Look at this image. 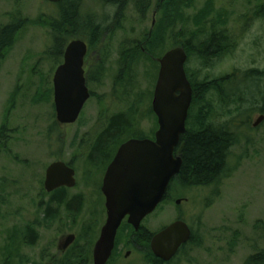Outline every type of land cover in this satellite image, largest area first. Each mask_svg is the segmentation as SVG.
Here are the masks:
<instances>
[{
  "label": "rangeland",
  "instance_id": "obj_1",
  "mask_svg": "<svg viewBox=\"0 0 264 264\" xmlns=\"http://www.w3.org/2000/svg\"><path fill=\"white\" fill-rule=\"evenodd\" d=\"M135 2L124 0L120 7L103 0H81L83 11L101 19L102 36L84 64L91 95L75 122L60 124L55 118L52 84L59 63L49 53L50 21L58 4L0 0V27L20 23L0 59V128L5 129L0 139V264H82V258L73 253L84 254L83 249L92 248L106 217L103 199L101 208L91 182L100 181L106 156L111 157L120 143L136 136L153 137L158 128L150 110L157 58L174 46L175 38L183 41L196 33L205 39L211 27L226 31L235 43L220 57L209 58L207 66L192 60L186 61L185 68L196 82L236 73L233 81L247 89V96L252 98L256 90L263 92V96L256 94L263 111H248L244 104L242 115L227 116L238 130V140L229 151L227 177L216 185L182 193L172 185L168 197L141 224L146 233H155L180 218L191 228L196 242L185 244L167 264H242L248 255L264 248V118L252 126L264 115V17L255 15L264 0H189L182 3L178 20L169 26L163 6L158 11L152 3L141 15L134 9ZM203 10V18L194 20ZM153 37L158 43L148 44ZM76 38L83 39L81 35ZM133 39L142 49L132 59L130 85L120 88L115 84L119 59L135 49ZM99 57L102 66L97 68ZM252 69L261 74L257 87L245 76ZM116 115H120L121 133L108 140L101 152L94 149L98 134ZM58 160L70 162L77 170L76 185L66 188L64 196L66 202L82 196L80 207L52 203L43 188L46 167ZM175 199L181 202L176 204ZM126 224L119 241H139ZM69 234L74 241L59 251L60 241ZM144 259L135 254L127 262L144 264Z\"/></svg>",
  "mask_w": 264,
  "mask_h": 264
},
{
  "label": "water",
  "instance_id": "obj_2",
  "mask_svg": "<svg viewBox=\"0 0 264 264\" xmlns=\"http://www.w3.org/2000/svg\"><path fill=\"white\" fill-rule=\"evenodd\" d=\"M47 1L57 3L61 0ZM86 51L84 40L71 39L64 49L63 61L53 74L55 118L60 124L75 122L90 97L83 69ZM186 60L187 53L182 46L172 47L157 58L159 70L151 103L158 124L154 139L126 140L107 167L102 184L106 220L93 247L94 264H106L124 218L135 231L139 230L141 221L164 199L170 181L180 170L182 158L176 153V147L185 132L192 101ZM263 118L261 114L253 126ZM74 184V170L64 162L54 161L46 167L44 188L47 192ZM180 202L181 199L175 200L176 204ZM190 237L187 222L177 219L152 234L150 248L156 257L168 261ZM73 239L69 234L59 248L65 250Z\"/></svg>",
  "mask_w": 264,
  "mask_h": 264
},
{
  "label": "trees",
  "instance_id": "obj_3",
  "mask_svg": "<svg viewBox=\"0 0 264 264\" xmlns=\"http://www.w3.org/2000/svg\"><path fill=\"white\" fill-rule=\"evenodd\" d=\"M103 1L112 5H120V7L124 3V0ZM157 3L158 11L162 6L166 9L167 26H169L175 20H178L177 16L183 9L182 3L188 4L189 0L184 2L182 0H162L161 4L159 0ZM57 4L56 16L50 21L53 38L49 53L52 54L58 64L62 60L63 51L68 41L72 38L81 35L83 40L87 42L89 50H92L102 36V24L97 15L81 9V0H61ZM146 6L147 0H136L135 2V9L141 15L144 13V9L147 8ZM204 14V10L199 12L194 20L202 19ZM255 15L264 17V6L258 9ZM19 28L20 23L14 21L0 27V59L3 51L11 46ZM152 33H150V36ZM160 36L159 34L157 40ZM199 36L196 33H191L186 40L178 41L175 38L174 41L176 40V42H173L174 46H183L187 53V62L197 60L202 67L209 64V58L220 57L235 43V41L232 42L229 35H224L219 31L211 32L207 41L205 40L207 37L203 39ZM154 43H158L154 37L148 40V44L154 45ZM138 52H140V49L135 47L133 51H129L128 54L120 57L119 71L115 78V84L118 87L126 88L130 85L131 77L134 74L132 59ZM102 60L101 57L97 64L98 67L102 66ZM185 69L192 86V101L186 119L185 132L180 136L176 147V153L182 158L181 167L170 181L165 198L168 197L172 185L180 187L182 193L192 187L216 185L223 177H227L230 173L227 166L229 151L238 140V134L236 133L238 130L232 124V117L227 116L233 112L239 114L238 117L242 115L245 112L242 109L244 104L249 107L248 111L257 109L263 111V107L257 105L256 95L263 96V92L256 90L257 92L253 94L252 98L247 96V89L242 90L238 86L240 84L233 81L236 73H227L212 79H206L205 77L202 81L196 82L194 75L189 73L187 66ZM245 76L249 78L248 82L257 87V80L261 76L258 71L249 70L245 73ZM223 118L228 119L223 121ZM119 123L120 115L112 117L108 128L96 141L94 147L101 149L108 140L115 137L117 133H121ZM4 130V127L0 128V139L4 135ZM49 195L52 203H58L62 200L64 190H56ZM76 205L75 201H69L67 207L74 209ZM150 234L146 232L139 233L138 240L147 242ZM28 237L33 242V233L29 232ZM191 242H196L193 233L188 243ZM242 264H264V248L248 255Z\"/></svg>",
  "mask_w": 264,
  "mask_h": 264
},
{
  "label": "flooded vegetation",
  "instance_id": "obj_4",
  "mask_svg": "<svg viewBox=\"0 0 264 264\" xmlns=\"http://www.w3.org/2000/svg\"><path fill=\"white\" fill-rule=\"evenodd\" d=\"M159 0H147V6H149V5H151L152 3H154V4H156V6L158 5V2ZM161 2H162V0H160V4H161ZM104 4H106V5H111V6H116L115 4L114 5H112V4H108V3H104ZM159 4V5H160ZM134 9H135V3H134ZM146 6V7H147ZM102 17H104V18H106L105 17V15H103ZM219 32H221V33H223L224 35H227L226 34V31H224V30H218ZM218 31H215V32H218ZM211 32H214V30H212V27H211ZM210 32V33H211ZM207 39H208V37L205 39L206 41H207ZM83 40V39H82ZM85 41V40H84ZM130 42H131V44L132 43H134V46L135 47H137V48H139L140 49V52H141V47L140 46H137V41L135 40L134 41V39L133 40H130ZM85 43H86V45H87V51H86V54H85V56H84V63H83V69H84V76H85V79H86V85H87V79H88V77H89V73L87 72V70L85 69V67H84V64H85V59L87 58V56H89L90 55V53L93 51V49L92 50H89V48H88V44H87V42L85 41ZM199 43V42H198ZM97 44H98V42H97ZM140 52H138V54L140 53ZM63 53H64V51H63ZM62 59H63V55H62ZM100 59H101V57H99V61H100ZM63 61V60H62ZM97 68H100V67H98L97 66ZM52 80H53V78H52ZM52 84H53V81H52ZM89 90V89H88ZM90 92V91H89ZM90 95H91V92H90ZM53 106H54V100H53ZM150 110H151V105H150ZM54 111H55V109H54ZM81 113V112H80ZM80 115V114H79ZM103 133H99L98 134V136H97V139H96V141L99 139V137L102 135ZM154 137V136H153ZM135 138H143V136L142 137H135ZM148 138H151V137H148ZM95 141V142H96ZM109 142V141H108ZM107 142V143H108ZM125 142V141H124ZM123 143V142H122ZM122 143H120L119 145H118V147L116 148V150H115V152H114V154L111 156V157H107L106 156V161L108 162L107 163V165H106V167H105V169H104V171H103V174H102V177L100 178V181H99V178L97 179V181H96V185H94V184H92V182H91V185L93 186V189H94V193H95V200L98 202L97 204L99 205V207H101V205H100V203H102V199H103V205H104V210H105V214H106V208H105V200H106V197H105V195L103 194V191H102V184H103V178H104V175H105V172H106V170H107V167H108V165L110 164V162L112 161V159L114 158V156H115V153H116V151L118 150V148H119V146L122 144ZM94 149H96V150H98V151H101V149L100 148H94ZM58 161H62V162H64L67 166H69V167H71L73 170H74V177H75V184H74V186L76 185V181H77V170H76V168H75V166L73 165V164H71L70 162H67V161H63V160H58ZM46 170V169H45ZM44 179H45V176H44ZM74 186H71V187H68V186H61V187H58V188H56V189H54V190H52V191H50V192H47L46 190H45V188H44V181H43V188H44V190L48 193V194H50V193H52V192H54V191H56V190H60V189H63L64 191H65V189L66 188H72V187H74ZM165 197H166V194H165ZM165 197H164V199H165ZM66 196H64L63 195V197H62V200L60 201V202H58L59 204H62V203H66V204H68V202L69 201H75L77 204H78V206L77 207H80L81 206V203H82V196L80 197V196H75V197H71L67 202H66ZM176 200V199H175ZM100 201V202H99ZM97 205V206H98ZM102 208V207H101ZM102 210V209H101ZM178 219H180V218H178ZM105 220H106V217H105ZM143 221V220H142ZM142 221H141V223H142ZM105 222V221H104ZM124 223H127V221H126V218H124L123 220H122V222H121V224H120V226H119V228H118V230H117V233H116V236H115V241H114V246H113V248H112V251H111V254H110V256H109V258H108V260H107V262H106V264H118V263H121V264H130V263H128L127 261L129 260V258L130 257H132V256H134L135 254H137V255H139V256H144V264H167V263H169V262H171L173 259H175V257L180 253V251H181V248H182V246L183 245H185V244H187V243H185V244H182L179 248H178V250H177V252L175 253V255L171 258V259H169L168 261H164V260H162V259H160V258H158V257H156L154 254H153V252H152V250H151V248H150V238H151V236H152V234L153 233H151L150 234V236H149V239H148V241L147 242H143V241H134L133 239L132 240H128V241H126V242H120L119 241V239H118V234H119V232L121 231V228H122V226L124 225ZM104 224V223H103ZM127 225H129L131 228H132V230H133V236L134 235H139V233L140 234H142V233H144V232H146V229H144L143 227H142V224H140V228H139V230H137V231H135L134 229H133V227L130 225V224H128L127 223ZM103 226V225H102ZM101 226V227H102ZM100 231H101V229H100ZM100 231H99V234H100ZM135 233V234H134ZM149 233V232H148ZM73 235V234H72ZM68 235H66L61 241H60V243H59V245L60 244H62V242H63V240L67 237ZM74 236V235H73ZM98 237H99V235H98ZM98 237H97V239H98ZM73 241H74V239H73ZM72 241V242H73ZM96 242V241H95ZM95 244V243H94ZM94 244H93V246H92V248H88V249H83V251H84V254H81V253H79V254H75V253H73V255L72 256H79L80 258H82L80 261H81V263L82 264H84V263H86V264H94L93 263V247H94ZM59 245H58V249H59V251H63V250H61L60 248H59ZM68 248V247H67ZM79 252H81V251H79Z\"/></svg>",
  "mask_w": 264,
  "mask_h": 264
}]
</instances>
